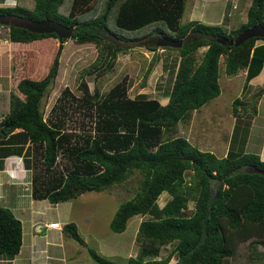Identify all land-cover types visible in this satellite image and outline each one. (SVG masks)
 <instances>
[{
    "label": "trees",
    "instance_id": "16d2710c",
    "mask_svg": "<svg viewBox=\"0 0 264 264\" xmlns=\"http://www.w3.org/2000/svg\"><path fill=\"white\" fill-rule=\"evenodd\" d=\"M21 1L23 6L0 7V18L8 20L5 26L7 39L13 44L11 51L24 53L13 62L16 65L20 58L24 63L15 85L19 96L10 99V110L0 121V135L14 128L27 134L33 146V167L37 156L41 165L40 172L34 170L32 174L31 197L50 204L68 201L83 192L108 189L137 170L141 175L137 196L120 203L108 222L112 232L120 233L129 218L146 216L136 228V254L126 258L125 264H167L172 253L176 264H225L241 241L255 237L254 242L264 246V158L244 151L247 126L241 127L247 109L255 114L263 90L253 95L247 109L238 97L231 101L234 124L225 156L200 150L181 136L163 137L192 110L219 94L221 55L226 75L245 69L241 93L247 90L249 79L264 63V40L255 44L259 38H249L238 46H227L216 38L233 39L254 24L264 26L263 0H243L240 22L228 33L222 26L196 20L179 24L185 0ZM43 19L74 25L71 38L76 42L107 43L108 57L98 75L111 67L115 50L122 45H139L147 40L153 42L148 47L153 50L159 37L181 38L177 49L180 59L167 102L160 104L144 94L129 98L124 79L100 100L95 92L84 88V101L91 100V106L96 103L103 112L94 123L95 130L104 133V140L93 136L82 139L77 146L68 142L59 120L44 119L40 108L41 99L57 75V55L47 65L35 63L44 48H53L51 42L50 48L43 46L45 39L53 41L57 37L54 33L28 31L21 24ZM65 40L58 41L62 44ZM199 46L206 49L195 64L191 54ZM29 47L34 49L27 52ZM62 146L72 159L70 167L63 168L65 172L56 167V155ZM187 170L192 173L188 181L184 178ZM162 191L170 198L158 207L156 198ZM189 199L194 201L193 210L183 215ZM61 232L84 247L94 264H117L88 247L74 223L63 224ZM169 242H174L172 250L158 257L159 247ZM20 245V221L0 206V255L11 258Z\"/></svg>",
    "mask_w": 264,
    "mask_h": 264
},
{
    "label": "rangeland",
    "instance_id": "374dc122",
    "mask_svg": "<svg viewBox=\"0 0 264 264\" xmlns=\"http://www.w3.org/2000/svg\"><path fill=\"white\" fill-rule=\"evenodd\" d=\"M20 1L0 0V7H12L16 4L23 6L24 2ZM194 4L199 5V7L205 6L204 13L209 9L217 8L221 4V0H187L185 12L178 19L179 24H183L187 18L192 16L190 12ZM25 6L30 7V3H26ZM236 9V13L230 14V19L227 20V26L230 27H223L225 33L239 24L241 2L238 3ZM204 20L209 22L208 18ZM6 35L7 27L0 25V40H3ZM50 42L53 47L51 53H46L48 49L45 50L44 48V51L37 54L35 59L36 64L47 65L51 62L52 57L57 55L58 62L57 75L41 99L40 108L43 111L44 119L51 117V119L59 120L62 132L71 144L77 146L82 142V139L93 136L102 142L104 140L102 138L104 133L96 131L97 125L94 123L103 112L96 108V103L91 106V100L84 101L86 99L84 88L90 92H95L96 99L100 100L105 97L109 88L124 79L126 94L129 98H133L137 94H144L147 98L158 100L160 104H165L168 100V91L180 59L178 48L164 49L155 46L151 50L148 47L153 45V42L147 40L139 45H122L121 49L115 50L116 55L111 67L98 75V70L103 69L101 67L105 65L109 53L107 43L103 40H99L98 43L76 42L70 37L62 42L58 53H56L58 44H60L58 39L54 38L51 41V39L46 38L43 46L47 45L50 48ZM260 42V39L255 40V44ZM33 46L36 48L35 43ZM34 47H29L27 52L32 51ZM205 49L206 46H199L192 52L191 56L195 64L200 61ZM43 52L46 53L44 56ZM12 53L11 63L15 61L16 56L24 57L23 52ZM223 57L224 55H221L218 60L219 94L200 106L198 110L191 112L190 120L186 121L188 129L185 128V123L182 125V121L177 124L174 133H164L163 136L164 138L183 136L191 145L202 150H210L219 156L229 144V131L234 124V117L230 109L231 101L238 97L247 109L253 100V95L263 90L255 104L256 116L247 109L246 115L241 118V127L247 126L244 151L258 154L261 159L260 151L264 148V84L253 83V88L248 85L247 90L240 93L241 80L224 73ZM21 62L22 60L19 58L18 63ZM15 72L17 71L15 70ZM238 111H242L241 108ZM121 129H118L119 133ZM249 129L251 130L250 137H248ZM108 137H111V134ZM106 139L109 138L106 137ZM63 148L64 146L57 152L56 167L65 172L63 168L70 167L72 159L69 156L70 152L68 154L67 150ZM35 165L33 170L40 172L41 165L38 156ZM191 174V171H186L184 175L186 181L190 179ZM140 179V173L134 170L125 180L110 186L108 189L99 192H83L70 199L67 205L59 204V209H53L54 205L52 204L46 205L44 215L49 219L55 212L60 211V218L62 219L64 211L67 210L65 216L68 221L66 223L75 224L77 233L88 247L94 249L105 259L117 264H125L126 258L136 254L138 246L134 239L136 228L139 221L145 219L146 216L129 218L126 221L125 229L120 233L112 232L108 222L120 203L137 196ZM169 198V194L162 191L156 198L158 207L164 205ZM193 206L194 201L189 199L182 214L190 215ZM58 225L60 228L63 226L60 223ZM39 227L41 229L43 225H39ZM59 227L56 230H61ZM40 231L34 232L41 236L39 248L48 250L49 254L47 255L56 260L54 264H94L86 249L78 245L68 234L61 235L63 243H60V247H51L47 245L52 244L44 243L49 240V231ZM254 240H256L255 237H251L239 242L232 256L226 259L225 264H264V249L258 245L260 243L254 242ZM173 246L174 242L161 245L158 257L168 254ZM60 255L67 257V259L59 261ZM167 264H176L175 253H172Z\"/></svg>",
    "mask_w": 264,
    "mask_h": 264
},
{
    "label": "crops",
    "instance_id": "0c3cea01",
    "mask_svg": "<svg viewBox=\"0 0 264 264\" xmlns=\"http://www.w3.org/2000/svg\"><path fill=\"white\" fill-rule=\"evenodd\" d=\"M186 2L187 0L184 2L182 14L185 12ZM204 7H199V5L194 4L190 12L192 13V16L189 19L186 17L187 21L196 20L204 24L219 25L228 28L230 26H227V20L229 21L230 14L233 15V13H236L237 11V9L233 11V9L229 7V4L224 0H221V4H219L217 8H213L211 10L209 9L203 13ZM239 11L240 15L242 9ZM207 18L209 22L204 20ZM12 47L13 44L8 41L7 36L3 37V40H0V121L8 114L10 110L11 97L13 95L19 96L15 85L24 67V63H18L17 60V64L14 65L15 69H13V61L11 63ZM50 51L51 49H48V52ZM15 70L17 72H15ZM234 76L241 80L240 84H242V91L245 69L238 70L237 73L233 75V77ZM253 83L260 85L264 84V63L262 64L259 72L254 77L249 79L248 85L250 88H253ZM191 112L183 120L182 125L184 123L186 124V121L190 120ZM179 122L176 123L175 129ZM232 126L229 131V137ZM1 128L2 127L0 126V129ZM185 128H187V124L185 125ZM250 129L248 137H250ZM175 131L176 130L164 133H174ZM249 139L250 138H248V141H250ZM227 148L228 145L226 146L225 150L222 151L217 157L225 156ZM260 153L262 156L261 159H263L264 148L260 151ZM33 168V146L24 130L21 128H14L6 134L0 135V206L8 208L13 216L18 219L21 224V245L18 252L15 253L11 258L0 255V264H54L56 260L50 258V255H47L49 254L48 250L46 248H39L41 236L35 234L36 232H39V230L49 231V240L45 241L44 243L52 245L47 246L60 247V243H63V239L61 237L63 233L61 230L45 228L44 226L50 222H59L61 226L65 224L68 221L67 217L65 216L67 210L64 211L62 219L60 218V211L55 212V214L49 219L45 217L44 209L46 208V205H49L50 203H48L45 199L37 200L31 197V178L34 171ZM68 201L52 204L54 205L53 209H59V204L67 205L69 203ZM39 225H43V227L40 229ZM258 245L264 249L263 245ZM63 259H67V257H62L60 255L59 261H62Z\"/></svg>",
    "mask_w": 264,
    "mask_h": 264
},
{
    "label": "water",
    "instance_id": "95a60500",
    "mask_svg": "<svg viewBox=\"0 0 264 264\" xmlns=\"http://www.w3.org/2000/svg\"><path fill=\"white\" fill-rule=\"evenodd\" d=\"M0 24L7 25L8 20H3L0 18ZM22 26L31 32L37 33H54L58 40L69 39L72 34L74 25L64 26L58 22L49 19L34 20V21H22ZM249 38H259L264 40V26L261 24H254L240 31L233 39H227L224 37L216 38V41L222 45L227 46H238L243 41ZM182 39L177 40L168 39L166 37H159L156 40V46L158 47H170L179 48L181 46ZM61 44H58L59 52ZM40 231V230H39Z\"/></svg>",
    "mask_w": 264,
    "mask_h": 264
},
{
    "label": "built area",
    "instance_id": "2783aa9c",
    "mask_svg": "<svg viewBox=\"0 0 264 264\" xmlns=\"http://www.w3.org/2000/svg\"><path fill=\"white\" fill-rule=\"evenodd\" d=\"M224 1L229 4V7L231 9L234 10V9H236L238 2H241L242 0H224ZM263 2H264V0H263ZM263 21H264V4H263ZM58 227H59V225L57 222H50V223L45 225V228H50V229H57Z\"/></svg>",
    "mask_w": 264,
    "mask_h": 264
},
{
    "label": "clouds",
    "instance_id": "9594fccd",
    "mask_svg": "<svg viewBox=\"0 0 264 264\" xmlns=\"http://www.w3.org/2000/svg\"><path fill=\"white\" fill-rule=\"evenodd\" d=\"M45 227V226H44ZM40 228V227H39Z\"/></svg>",
    "mask_w": 264,
    "mask_h": 264
}]
</instances>
